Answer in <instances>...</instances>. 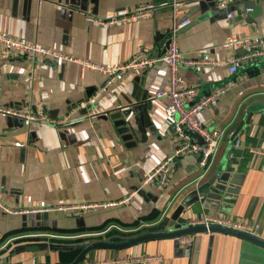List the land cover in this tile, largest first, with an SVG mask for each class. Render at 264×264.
Returning <instances> with one entry per match:
<instances>
[{
  "label": "crops",
  "instance_id": "1",
  "mask_svg": "<svg viewBox=\"0 0 264 264\" xmlns=\"http://www.w3.org/2000/svg\"><path fill=\"white\" fill-rule=\"evenodd\" d=\"M173 2H182L178 18L190 22L177 34L183 58L213 62L181 66L180 77L196 90L197 100L229 86L196 116L209 131L222 132L210 169L197 179V157L188 154L175 158L165 187L144 183L176 147L174 118L164 111L168 101L155 98L156 91L168 88L161 61L128 71L99 92L107 76L73 62L0 60V105L41 112L48 120L0 114V202L9 210L0 208V264H64L61 252L74 250L81 237L99 233L101 242L169 232L181 220L187 224L205 216L256 224L264 241V156L254 153L264 152V60L241 61L231 75L230 56H243L247 49L233 53L222 47L229 38L258 37L264 44V0L232 5V18L215 0H0V33L106 66L138 54L158 59L175 20ZM144 4L155 7L149 17L112 24L87 20L105 22ZM247 8L250 13H244ZM215 172L219 176L209 184ZM221 179L226 185L238 182L230 201L223 193L217 203L200 196V189L216 190ZM86 204L97 208L56 210ZM79 264H264V249L206 232L194 235L188 253L175 239H156L95 249Z\"/></svg>",
  "mask_w": 264,
  "mask_h": 264
},
{
  "label": "built area",
  "instance_id": "2",
  "mask_svg": "<svg viewBox=\"0 0 264 264\" xmlns=\"http://www.w3.org/2000/svg\"><path fill=\"white\" fill-rule=\"evenodd\" d=\"M243 0H215L216 7L220 10H227L232 5L242 2ZM182 2H173L171 4L173 20V26L169 33V44L167 46L164 55L158 59H151L145 54H138L131 57L126 63L118 66H106L103 64L90 62L87 60L75 58L73 56L64 54L58 50L46 47L38 42H30L15 38L3 33H0V60H10L17 56L24 57L29 62H36L37 60L49 59L59 62H73L82 70L96 71L103 73L107 76V81L99 89V92H103L110 84L119 79L124 73L130 71L137 73L140 70L151 67L157 61H161L165 64L168 74V88L156 91L155 98H165L168 101L165 107V116L171 121L172 132L176 140V147L172 154L165 157L161 163L153 170L151 174L144 179L145 184L157 183L160 187H165L169 181V178L173 172V163L175 158L184 155H195L197 157V165L200 170V174L197 179H202L208 170L210 169L213 159L218 151L221 131L213 130L209 131L196 116L202 113L210 105L214 104L219 97L224 94L229 86L222 85L212 90L208 95L197 98V92L193 87H189L185 84L183 79L178 73V69L181 66H195V65H207L213 64V62L207 61H192L185 60L179 51L177 44V34L180 29L187 27L190 22L188 19H179V11L181 9ZM155 11V7L152 4L141 5L126 16L116 17L108 21H100L87 17L89 21H95L99 24H112L114 22H123L127 20H137L151 16ZM229 11V10H228ZM251 9L247 8L244 13H250ZM228 18L233 17L232 12H228L226 15ZM223 49L229 50L233 53L237 49H247L243 56L235 57L230 56V62L228 64L229 74H235L237 72L239 63L241 61H254L264 60V44L258 37L250 38H229L222 44ZM97 96L95 95V98ZM0 114L3 116L24 120L27 122H48L47 118L38 112L33 114L29 111H19L10 109L0 105ZM177 116V118H175ZM167 119V120H168ZM64 120H61L59 124H62ZM51 123V121H49ZM195 133L202 142L199 143L195 137L190 133ZM239 141L235 139V146H238ZM254 153L264 156V152L254 151ZM128 198L117 202L121 205L126 202ZM0 208L3 211L9 210L3 206L0 202ZM97 208L95 204H86L78 207H58L56 210L65 212H79V211H93ZM55 208H47L45 210H54ZM209 226L216 225L223 228L240 231L252 236L258 237V228L256 224H247L234 220H227L223 218L205 216L201 220H192L186 224V227L191 226ZM176 243L183 248L184 252H189L190 247L194 241V235L181 236L175 239Z\"/></svg>",
  "mask_w": 264,
  "mask_h": 264
},
{
  "label": "water",
  "instance_id": "3",
  "mask_svg": "<svg viewBox=\"0 0 264 264\" xmlns=\"http://www.w3.org/2000/svg\"><path fill=\"white\" fill-rule=\"evenodd\" d=\"M225 12H228L227 10H224ZM169 44V40L167 42L168 46ZM241 126L239 128L236 129V131L232 134L231 139H234L236 137V135L238 134L239 130H240ZM193 137H195L197 139V141L199 143L202 142V140L195 134V133H190ZM220 172H215L214 173V177L211 179L209 184H212L216 178L219 176ZM223 183L219 184L218 186H216V190H218L216 192V190H211L210 192H208L206 194V191L202 189L199 190L200 196H207L208 198L215 200L217 203V200H219L221 197V194L223 193L224 195V200H229V194L235 193L236 190L238 189V186L236 188V190H234L232 187L234 185H237L238 182L235 181H231L230 185H226L223 181V179H221ZM201 188V187H200ZM179 225L176 226V228L173 231H169V232H150V233H145V234H141L139 236H135L132 238H121L119 236H115L112 237L108 240L105 241H101V242H92L90 244L87 245H81L78 247L79 253L76 256V258L69 264H79L84 256L89 253L90 251H93L95 249H121V248H126L132 245H136V244H140L143 242H147V241H151V240H156V239H176L178 237L181 236H187V235H197V234H201V233H213V232H217V233H222V234H228V235H233V236H237L245 241H248L252 244H254L255 246L264 249V241L259 239L258 237L252 236L250 234H246L240 231H236V230H231V229H227V228H223L220 226H216V225H209V226H203V225H197V226H191V227H186V222L185 220H181L180 223H178ZM60 249H64V248H60Z\"/></svg>",
  "mask_w": 264,
  "mask_h": 264
},
{
  "label": "trees",
  "instance_id": "4",
  "mask_svg": "<svg viewBox=\"0 0 264 264\" xmlns=\"http://www.w3.org/2000/svg\"><path fill=\"white\" fill-rule=\"evenodd\" d=\"M70 233L72 232H78L80 230H68ZM59 233H62V232H67L65 230H58ZM79 253V250H72V251H67V252H61V260L64 264H69L71 263L75 258L76 256L78 255Z\"/></svg>",
  "mask_w": 264,
  "mask_h": 264
},
{
  "label": "rangeland",
  "instance_id": "5",
  "mask_svg": "<svg viewBox=\"0 0 264 264\" xmlns=\"http://www.w3.org/2000/svg\"><path fill=\"white\" fill-rule=\"evenodd\" d=\"M121 65V64H120ZM118 66V65H117ZM107 81V79H106ZM105 81V82H106ZM104 235H101L99 233L93 234V235H89V236H85V237H81L79 240L78 245L76 244V247L74 248V250H78V247L81 245H84L85 243H88L90 241H97L98 239H103ZM121 237V236H119ZM75 238V237H74ZM121 238H125V237H121ZM128 238V237H127ZM110 239V238H109ZM74 240H78V239H74Z\"/></svg>",
  "mask_w": 264,
  "mask_h": 264
}]
</instances>
